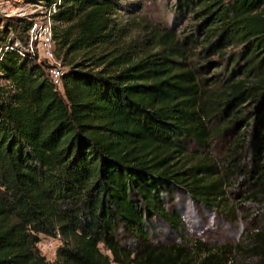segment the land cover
Here are the masks:
<instances>
[{
  "label": "trees",
  "instance_id": "16d2710c",
  "mask_svg": "<svg viewBox=\"0 0 264 264\" xmlns=\"http://www.w3.org/2000/svg\"><path fill=\"white\" fill-rule=\"evenodd\" d=\"M120 1L61 0L64 93L46 62L2 53L0 264H221L230 250L173 236L179 194L232 215L244 178L264 206V0H179L188 32L123 22ZM30 24L5 16L0 47ZM58 233L50 262L38 242Z\"/></svg>",
  "mask_w": 264,
  "mask_h": 264
},
{
  "label": "rangeland",
  "instance_id": "374dc122",
  "mask_svg": "<svg viewBox=\"0 0 264 264\" xmlns=\"http://www.w3.org/2000/svg\"><path fill=\"white\" fill-rule=\"evenodd\" d=\"M33 0H0V23L7 14L18 17L20 13L31 12ZM116 16L123 22L137 18L144 23L161 27H168L177 32H188L196 19L189 11L181 9L179 0H121ZM6 43V41H4ZM217 57L215 56L214 59ZM264 136V125L262 126ZM217 141L218 151L224 155V148ZM246 180H235L230 190V197L237 204L236 214H223L204 207L187 194L181 193L176 202L182 207L184 224L180 235L173 234L178 239L183 238L188 245L199 250L203 255L204 248L217 247L230 250L227 260L221 264H258L260 258L252 253V233L264 229V206L256 199H245L250 195L246 188ZM238 203H241L238 205ZM165 233V228H162ZM166 235V234H165ZM165 235L162 237L164 238ZM47 236L42 235L44 240ZM61 243H56L58 252ZM57 256L50 251L47 260L55 262Z\"/></svg>",
  "mask_w": 264,
  "mask_h": 264
},
{
  "label": "built area",
  "instance_id": "2783aa9c",
  "mask_svg": "<svg viewBox=\"0 0 264 264\" xmlns=\"http://www.w3.org/2000/svg\"><path fill=\"white\" fill-rule=\"evenodd\" d=\"M61 0L58 2H46L39 0L31 4L34 9L31 12H23L18 17L28 19L31 24L24 37L15 36L13 39V45L11 41L8 44L0 47V58L2 53L13 47H16L25 56L29 55L38 62H46L48 66V73L56 86V89L62 93L64 89V75L65 67L57 57V43L54 38V27L56 24L55 14L59 10ZM8 17H12V14H7ZM14 32L12 35L14 36ZM5 80L1 77L0 72V86L3 85ZM56 243L62 244V236L60 233L55 237H49L40 239L38 242V248L43 256L46 258L49 256L50 251L54 256H57L55 245Z\"/></svg>",
  "mask_w": 264,
  "mask_h": 264
}]
</instances>
